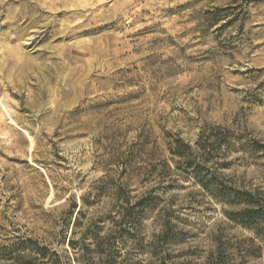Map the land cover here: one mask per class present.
I'll return each instance as SVG.
<instances>
[{
  "label": "rangeland",
  "instance_id": "374dc122",
  "mask_svg": "<svg viewBox=\"0 0 264 264\" xmlns=\"http://www.w3.org/2000/svg\"><path fill=\"white\" fill-rule=\"evenodd\" d=\"M73 231L121 264H264V0H0V258Z\"/></svg>",
  "mask_w": 264,
  "mask_h": 264
},
{
  "label": "trees",
  "instance_id": "16d2710c",
  "mask_svg": "<svg viewBox=\"0 0 264 264\" xmlns=\"http://www.w3.org/2000/svg\"><path fill=\"white\" fill-rule=\"evenodd\" d=\"M202 136L203 133H200L196 146H200L203 149L212 147V144H209V146L200 144ZM219 144L220 143H218V145ZM195 179L205 193L214 196L216 199L226 201L227 203L234 202L238 205H243V208L236 212L238 216L236 222L243 228L257 229L259 216L258 211L253 208L256 202L253 201V197L250 193L244 192L243 195L246 199L242 200L239 198V195H242L240 191L233 189L226 190V188H222L218 186V184L203 182L197 176ZM141 205L142 202L138 201L135 207L130 209V212L123 216L117 226L119 228L127 226L129 229H132L134 224L130 222L131 213L137 207L143 208ZM77 226L78 223L76 221L74 227ZM95 230L99 229L95 228ZM123 233H127L126 235L129 237L132 236L128 230ZM74 235L75 231L72 232V237L67 241L68 249L64 250L63 254H58L49 248L48 245L46 246L36 241H18L9 247H3L4 254L1 255L0 261H3L5 264H121L122 261L120 260L123 254L121 252L123 250L121 251L120 248H122L123 245L119 242L121 241L120 236L116 238L117 235L115 232H110L103 238L99 237L97 233L92 235V248H90V244H85L88 232L84 233L78 241L74 240ZM94 256L98 259L97 263L93 262Z\"/></svg>",
  "mask_w": 264,
  "mask_h": 264
},
{
  "label": "bare ground",
  "instance_id": "6f19581e",
  "mask_svg": "<svg viewBox=\"0 0 264 264\" xmlns=\"http://www.w3.org/2000/svg\"><path fill=\"white\" fill-rule=\"evenodd\" d=\"M5 24H6V25H10L11 23H10V21H9V22H7V23H5ZM14 32H15V31H14ZM20 33H21V32H20ZM20 33H19V34H20ZM16 38H17V37H16Z\"/></svg>",
  "mask_w": 264,
  "mask_h": 264
}]
</instances>
